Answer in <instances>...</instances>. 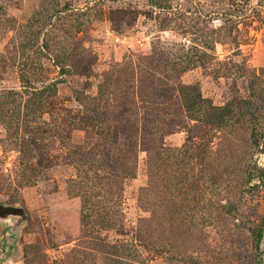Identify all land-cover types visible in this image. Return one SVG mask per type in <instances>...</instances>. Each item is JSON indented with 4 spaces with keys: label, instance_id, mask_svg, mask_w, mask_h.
<instances>
[{
    "label": "rangeland",
    "instance_id": "rangeland-1",
    "mask_svg": "<svg viewBox=\"0 0 264 264\" xmlns=\"http://www.w3.org/2000/svg\"><path fill=\"white\" fill-rule=\"evenodd\" d=\"M2 203L0 264H264V0H0Z\"/></svg>",
    "mask_w": 264,
    "mask_h": 264
},
{
    "label": "water",
    "instance_id": "water-1",
    "mask_svg": "<svg viewBox=\"0 0 264 264\" xmlns=\"http://www.w3.org/2000/svg\"><path fill=\"white\" fill-rule=\"evenodd\" d=\"M27 213L18 204H0V261L6 258V247H14L20 229L26 221ZM4 264V263H1Z\"/></svg>",
    "mask_w": 264,
    "mask_h": 264
},
{
    "label": "trees",
    "instance_id": "trees-1",
    "mask_svg": "<svg viewBox=\"0 0 264 264\" xmlns=\"http://www.w3.org/2000/svg\"><path fill=\"white\" fill-rule=\"evenodd\" d=\"M191 102H190V106H193L196 103V99L198 98V94L196 93V88H192V94H191Z\"/></svg>",
    "mask_w": 264,
    "mask_h": 264
}]
</instances>
